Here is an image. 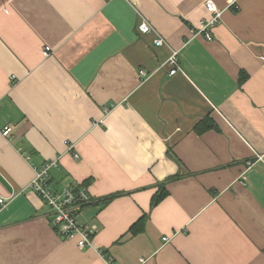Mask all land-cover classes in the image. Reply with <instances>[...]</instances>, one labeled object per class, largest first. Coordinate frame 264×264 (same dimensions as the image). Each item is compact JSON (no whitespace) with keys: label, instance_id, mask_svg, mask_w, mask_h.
Listing matches in <instances>:
<instances>
[{"label":"crops","instance_id":"crops-1","mask_svg":"<svg viewBox=\"0 0 264 264\" xmlns=\"http://www.w3.org/2000/svg\"><path fill=\"white\" fill-rule=\"evenodd\" d=\"M206 1L0 0V264H264V0L210 41ZM55 159L92 247L29 188Z\"/></svg>","mask_w":264,"mask_h":264},{"label":"built area","instance_id":"built-area-1","mask_svg":"<svg viewBox=\"0 0 264 264\" xmlns=\"http://www.w3.org/2000/svg\"><path fill=\"white\" fill-rule=\"evenodd\" d=\"M227 7L231 10H236L237 0H226ZM207 18L203 19L199 23V28L196 35H202L206 40H212V29L220 23L223 10H219L215 3L212 1H206L204 4ZM138 31L142 34H148L151 32L146 23H141L138 26ZM155 45L157 47L162 45L161 40H156ZM49 48L45 47L44 55L47 56ZM166 65L169 67V75L172 76L177 72V60L176 52L172 53L167 60ZM139 75L144 78L145 73L139 71ZM12 131L10 127H6L2 131V135L5 137ZM72 147H69L68 151H71ZM75 160L78 159L77 154H72ZM58 161L55 159L49 161L35 170V175L29 184V188L36 193L43 203L50 209L52 213L51 224L56 229L58 235L66 240H73L77 243L78 249L85 247H92L93 231L81 226L78 222V214L81 209L91 201V197L87 189L81 185H70L64 187L61 190L51 189L48 181L50 177V171L56 168ZM6 201L0 198V207H4ZM100 255L101 253L98 252ZM106 264H111L110 259L104 258Z\"/></svg>","mask_w":264,"mask_h":264},{"label":"trees","instance_id":"trees-1","mask_svg":"<svg viewBox=\"0 0 264 264\" xmlns=\"http://www.w3.org/2000/svg\"><path fill=\"white\" fill-rule=\"evenodd\" d=\"M48 184H49V181H48ZM49 186H50V184H49Z\"/></svg>","mask_w":264,"mask_h":264},{"label":"rangeland","instance_id":"rangeland-1","mask_svg":"<svg viewBox=\"0 0 264 264\" xmlns=\"http://www.w3.org/2000/svg\"><path fill=\"white\" fill-rule=\"evenodd\" d=\"M221 21V20H220Z\"/></svg>","mask_w":264,"mask_h":264}]
</instances>
